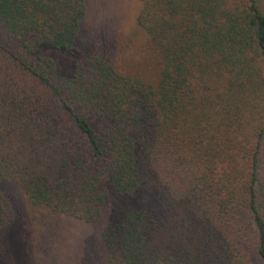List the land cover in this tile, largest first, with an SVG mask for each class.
Listing matches in <instances>:
<instances>
[{
	"label": "trees",
	"instance_id": "trees-1",
	"mask_svg": "<svg viewBox=\"0 0 264 264\" xmlns=\"http://www.w3.org/2000/svg\"><path fill=\"white\" fill-rule=\"evenodd\" d=\"M140 2L157 81L97 56L59 75L45 52L75 53L85 0H0L28 80L16 93L0 70L1 226L6 181L85 222L147 188L169 199L168 225L124 206L104 264H264L262 0Z\"/></svg>",
	"mask_w": 264,
	"mask_h": 264
},
{
	"label": "rangeland",
	"instance_id": "rangeland-1",
	"mask_svg": "<svg viewBox=\"0 0 264 264\" xmlns=\"http://www.w3.org/2000/svg\"><path fill=\"white\" fill-rule=\"evenodd\" d=\"M85 3L87 14L75 53L45 52L53 58L58 74H68L77 61L97 56L122 73L157 81L160 55L138 24L140 0H85ZM45 53L41 54L46 56ZM17 57H23V49L0 24V70L13 87L9 89L16 93L21 91L22 82L28 83ZM32 61L27 59L29 63ZM2 98L0 93L1 104ZM2 190L10 202L11 218L4 226L0 219V264H104L112 252L103 242L102 233L117 220L124 206L138 203L163 227L168 225L173 209L164 194L146 188L132 196L131 203L116 198L104 206L99 220L85 222L46 206L33 205L12 180L4 182Z\"/></svg>",
	"mask_w": 264,
	"mask_h": 264
}]
</instances>
